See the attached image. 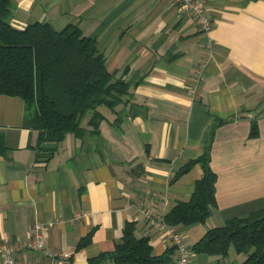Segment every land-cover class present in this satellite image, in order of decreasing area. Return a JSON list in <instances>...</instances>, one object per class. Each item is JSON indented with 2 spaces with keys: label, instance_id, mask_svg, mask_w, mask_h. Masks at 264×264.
<instances>
[{
  "label": "crops",
  "instance_id": "0c3cea01",
  "mask_svg": "<svg viewBox=\"0 0 264 264\" xmlns=\"http://www.w3.org/2000/svg\"><path fill=\"white\" fill-rule=\"evenodd\" d=\"M11 5L17 27L77 24L96 38L108 69L130 84L116 111L101 107L99 131L86 115L83 134L68 133L47 160L38 158V130L25 125V101L0 94V240L26 242L37 221L52 223L44 249L17 250L20 264H88L102 253L96 264H117L111 252L126 221L162 254L173 246L165 214L191 197L204 170L197 162L176 173L209 145L217 203L206 222L176 228L191 249L189 264L243 262L247 252L234 246L225 256L192 246L208 228L264 199V0H206L209 31L175 0ZM218 118L227 121L212 132ZM171 257L173 264L176 251Z\"/></svg>",
  "mask_w": 264,
  "mask_h": 264
},
{
  "label": "trees",
  "instance_id": "16d2710c",
  "mask_svg": "<svg viewBox=\"0 0 264 264\" xmlns=\"http://www.w3.org/2000/svg\"><path fill=\"white\" fill-rule=\"evenodd\" d=\"M11 14V0H0V94L16 95L25 101V125L38 130V158L47 160L68 133L83 134L81 121L86 115L91 130L99 131L105 118L101 106L116 111L126 101L130 84L108 69L96 38L85 35L77 24L61 30L47 21L17 27L11 23ZM226 121L218 118L212 132ZM258 133L257 120L253 119L250 134ZM210 148L207 146L176 173L175 177L182 175L197 162L204 170L191 197L179 200L165 214L168 224L206 222L216 205L217 173L211 166ZM90 238H83L78 247ZM231 246L248 254L236 264H264V199L247 213L208 228L192 248L225 256ZM175 248L173 245L155 254L149 237H138L135 222L126 221L123 236L111 254L117 264H171ZM103 255L90 258L88 264H96Z\"/></svg>",
  "mask_w": 264,
  "mask_h": 264
},
{
  "label": "built area",
  "instance_id": "2783aa9c",
  "mask_svg": "<svg viewBox=\"0 0 264 264\" xmlns=\"http://www.w3.org/2000/svg\"><path fill=\"white\" fill-rule=\"evenodd\" d=\"M183 11H187L193 15L199 26L209 31L212 26L211 17L206 13L205 1L206 0H175ZM212 43L209 41L208 46L211 47ZM200 74V73H199ZM199 82V77L195 79V83ZM194 88L192 89V91ZM78 217L84 216L82 213H78ZM167 235L172 241L176 251V258L173 264H189L191 249L182 240L180 232L177 230L176 225L168 224ZM52 223L47 225L42 221H37L34 224L33 234L29 241L26 242H10L6 240H0V264H20V261L16 258V252L21 247H34L38 249H44L47 240L49 227ZM68 256V251L57 252Z\"/></svg>",
  "mask_w": 264,
  "mask_h": 264
},
{
  "label": "rangeland",
  "instance_id": "374dc122",
  "mask_svg": "<svg viewBox=\"0 0 264 264\" xmlns=\"http://www.w3.org/2000/svg\"><path fill=\"white\" fill-rule=\"evenodd\" d=\"M102 108L104 107L105 109H107L108 108V106H106V105H103V106H101Z\"/></svg>",
  "mask_w": 264,
  "mask_h": 264
}]
</instances>
